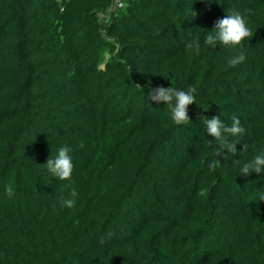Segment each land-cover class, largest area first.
Instances as JSON below:
<instances>
[{"label": "trees", "instance_id": "16d2710c", "mask_svg": "<svg viewBox=\"0 0 264 264\" xmlns=\"http://www.w3.org/2000/svg\"><path fill=\"white\" fill-rule=\"evenodd\" d=\"M244 9L241 46L204 44ZM158 85L196 88L190 123L149 99ZM233 115L235 155L200 119ZM65 145L61 181L44 164ZM261 152L264 0H0V264H264V171L241 174Z\"/></svg>", "mask_w": 264, "mask_h": 264}, {"label": "clouds", "instance_id": "9594fccd", "mask_svg": "<svg viewBox=\"0 0 264 264\" xmlns=\"http://www.w3.org/2000/svg\"><path fill=\"white\" fill-rule=\"evenodd\" d=\"M211 3L212 0H207ZM195 16L196 13L192 12ZM253 14L252 9H244L243 14L239 11L233 10L227 13L224 17L218 18L214 21V25L211 30H208L204 39L206 46L215 48L217 45L237 47L242 45V41L253 35L252 31L247 25V16ZM186 49L190 52L199 53L200 41L198 39L186 42ZM246 59V53L242 47L239 48L237 53L232 57L228 58L227 63L229 67H235L236 65L244 62ZM136 87L141 88L139 84ZM196 88H188L185 90H178L175 87H164L158 85L154 88H150L149 99L152 102L160 103L164 102L170 112L172 121L177 124H188L190 118L188 116V106L195 102L194 93ZM202 123L205 126L206 133L215 138L221 148L226 149L229 153L235 155L237 153L236 145L238 143H229V136H239L245 132V129L241 126V122L238 116H231V123L227 124L221 121L219 116H213L208 118L207 116L201 117ZM78 147L83 148L84 143L81 141ZM248 148L247 144L243 145V151ZM72 149L68 146H62L58 149V154L52 158L49 157L44 164L48 172L55 178L61 181L71 180L73 172L72 157L69 153ZM221 152L217 151L216 155H220ZM219 161H212L209 164V168L214 170L218 165ZM264 171V152L257 154L251 161L243 164L241 168V174L248 176L251 173H260ZM67 196L61 197L59 203L61 207L72 209L76 205V199L78 197L77 190L72 186L71 183L67 184ZM5 192L9 198L15 195L14 188L12 185L5 187ZM259 201H264V192L257 193ZM113 236L112 232H109L100 239L101 244L105 242V239H110Z\"/></svg>", "mask_w": 264, "mask_h": 264}]
</instances>
